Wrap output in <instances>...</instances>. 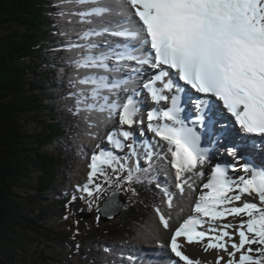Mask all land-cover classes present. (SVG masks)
I'll use <instances>...</instances> for the list:
<instances>
[{
    "label": "snow or ice",
    "instance_id": "6c2138e0",
    "mask_svg": "<svg viewBox=\"0 0 264 264\" xmlns=\"http://www.w3.org/2000/svg\"><path fill=\"white\" fill-rule=\"evenodd\" d=\"M64 2L78 10L59 15L83 24L119 17L63 45L82 50L69 61L73 114L85 112L89 129H97L88 135L100 141L69 204L95 205L99 221L119 207L114 194L98 203L108 188L137 197V185L155 184L161 201L153 211L167 234L156 246L168 250L169 264H264V163H254L264 158V0ZM104 36L101 48L94 38ZM107 125L113 127L101 132ZM212 145L234 162L206 173ZM161 167L171 185L157 181ZM194 176L206 182L197 186ZM186 191L196 193L191 214L174 222V201ZM189 246L214 258L190 257Z\"/></svg>",
    "mask_w": 264,
    "mask_h": 264
},
{
    "label": "trees",
    "instance_id": "16d2710c",
    "mask_svg": "<svg viewBox=\"0 0 264 264\" xmlns=\"http://www.w3.org/2000/svg\"><path fill=\"white\" fill-rule=\"evenodd\" d=\"M50 4L0 0V264H53L54 254H63L71 244L68 229H54L49 214L59 207L47 199L57 189V179L66 181L78 127L70 111L73 103L63 94L73 87L58 66L61 51L48 44L59 31L56 14L50 13L58 7ZM32 186L35 194L30 196ZM136 188V207L126 220L141 222L151 209L146 199L159 196L150 185ZM118 223L99 231L116 232L125 225ZM68 255L70 264H81L73 252Z\"/></svg>",
    "mask_w": 264,
    "mask_h": 264
},
{
    "label": "rangeland",
    "instance_id": "374dc122",
    "mask_svg": "<svg viewBox=\"0 0 264 264\" xmlns=\"http://www.w3.org/2000/svg\"><path fill=\"white\" fill-rule=\"evenodd\" d=\"M57 4L59 6V8H58L59 11L61 8H63L66 12L68 11L64 0H57ZM59 11H56L57 17L58 16L60 17V22L62 23L61 27L59 26V28H58L59 29V36L49 40V44H57L58 43L55 46H59V49H61L59 43L61 44L62 48H64L63 45L66 44V42H67L66 38L68 37V27H67V16L61 17L59 15ZM50 20H52V17ZM60 32H61V38H59ZM62 33H66V35H62ZM62 54L64 55V57L66 58V61H68V63H69L70 59H74L76 56L75 52H73V51L64 53V51L62 50ZM69 54H71V55H69ZM66 61L62 62L61 66L67 67V66H65ZM69 66H72V65L70 64ZM74 71H75V69H74ZM82 71H84V70H82ZM71 74H72V72H71ZM54 97L56 98L54 101H59V99L57 98L58 95H54ZM54 103L56 105H59V106L61 104L60 102H54ZM78 116H79V118L78 119L76 118V121L80 124L79 129H82L83 126L85 125L84 112H83V114L79 113ZM29 127L31 129L36 128V126L32 125V124ZM85 134H86V128L84 129V133L82 134V137H81V140L83 141V143H84L83 138H84ZM81 143L82 142H80V144L78 145V150H79ZM84 150H85V147L82 150V157L84 159L81 163H79L78 165H74V163L72 161V163L68 164V168H67L68 170H67L66 175H65L67 177L68 181L62 183L63 178L57 179V184L59 186L57 185L55 187L57 189L50 194L51 197L47 198L49 201H53V202L57 203L58 207H59L58 210L55 209L49 214V217L51 219V223L54 225V229L59 230V231L65 230V228L66 229L69 228L67 226V225H69L70 230H68V235H67L69 237L68 241L72 240V242H77L78 243L77 245H79V249L82 251V254L76 248L77 247L76 244H72L71 242H69L71 244L64 247V253L63 254L62 253L61 254H54L57 257V259L53 260L52 262H53V264H70L68 261V259L70 258L68 254L70 252H73L74 258H79L81 263L85 262L86 264H88V263L92 264L93 262H94V264H115L114 261L109 260V256H108L109 254L111 255L110 257H113V255L119 254V255L127 258V259L129 256H132L135 258V255L138 254V252L135 253L131 248L128 247V245H130L138 237L139 232L145 226H147L151 221H154L156 219L155 215H152V216L150 215L149 217H147L145 219V221H143V219H142L141 222H139V223L137 222L136 224H134V222L131 223V221H130V223L125 222V218H126V215H125L126 210H125L124 213H122L121 216H118V218L113 220V222L116 221V222L120 223L122 220L124 223H127L126 226H130V225H132V226L127 228V230H125V231L119 232L118 237L113 236V233H115V231L113 233H110L107 236H101L100 234H102V233L97 235V233L100 232L99 230L102 227L104 228L105 226H107V224H109L106 222L104 223L100 219L98 221L97 218H94V219L91 218V219H89V220H92L90 223L82 224L84 221L85 222L89 221V220L83 221L79 217V213L81 211H89L87 205H85V204L83 206H79V209L75 211L76 213L74 216L76 217V219H75V217H73L71 219L66 220L65 222L67 225L60 221V219H62V221H63L65 219L64 218L65 216H67V217L71 216V215L67 214L66 212H64V210H66V208H64V206H63L64 205L63 202L66 201L70 197V191L66 187V185L69 184L70 182H72L76 175H77V181H75L73 183L74 185H77L79 183L83 184L86 181V174H87L86 169H87L88 158L86 157ZM74 158H75V156L72 153V160H74ZM76 159L79 160V158H76ZM83 173H85L84 176H82ZM30 188L32 190H30L29 193H30V196H32L33 194H35V188L36 187L32 186ZM116 190H119V189H116ZM75 191H76V188H75ZM119 191L123 192L126 195L129 194V193L122 191V190H119ZM55 195H56V199H55ZM77 196H79V195H77ZM72 207H73V205L68 207V209H71ZM93 211L94 210H91L89 212H93ZM83 215H84V217H87L86 216L87 212H83ZM110 223H112V222H110ZM77 232H78V234H76ZM134 243H136V242H134ZM134 243H132V244H134ZM87 244H89V246H87ZM138 244L141 245L142 243H138ZM94 245H97L101 249L102 253L96 254L94 249H93ZM89 247H92L93 250L90 251ZM105 248L110 249V251L105 252L104 251ZM146 249H149V248L145 247L144 250H146ZM87 252H90L91 255L88 256ZM93 253H95L97 255V257H98L97 260L95 259ZM60 259H63V260H60ZM126 264H129V262H127Z\"/></svg>",
    "mask_w": 264,
    "mask_h": 264
},
{
    "label": "bare ground",
    "instance_id": "6f19581e",
    "mask_svg": "<svg viewBox=\"0 0 264 264\" xmlns=\"http://www.w3.org/2000/svg\"><path fill=\"white\" fill-rule=\"evenodd\" d=\"M113 0H100V3L104 4V3H112ZM66 4L67 10L69 8H71V5ZM78 9L73 8V11H77ZM119 17H108V18H93V23L92 24H83L79 22V17L78 16H67V27H68V37L66 38L68 40L69 37H71L72 39H77V33L82 31V30H87L89 28L92 27H96L97 30H99L101 27L107 25L110 21H116L118 20ZM107 37H95L94 39L100 43L101 48L104 47L102 41L104 39H106ZM80 43H83V41H80ZM82 51V50H73V52H75L76 56H77V52ZM94 51H98V50H94ZM75 56V57H76ZM82 71V70H81ZM83 72V71H82ZM96 116L95 114H93L90 118L91 120H95ZM111 127H113V125H107L104 128H101L100 131L101 132H106L108 130L111 129ZM83 128H86V134L84 135V143L83 146L85 147L86 145L88 146L90 151H94L95 150V145L97 143H99V138L97 139H93L91 138L87 133L89 131H97V129L93 128V129H89L88 127V122L85 123V125L83 126ZM148 136H151V133L148 134ZM104 144H102L101 146L103 147ZM216 155V152L214 151V156ZM258 162H261L263 160L262 157L257 156L256 157ZM208 166L205 167V172L207 171ZM87 170V169H86ZM165 172V169L163 167H161V169L158 172ZM157 172V173H158ZM84 174V173H83ZM169 184L171 185L172 179L173 177L171 175H169ZM207 178V177H206ZM201 178L199 177H193V182L199 186V182H200ZM50 195V194H49ZM196 195V193H190L187 192L185 193V196L180 197L179 194H177V198L174 201V204L176 205L173 209H172V216H173V221L174 222H180L182 221V219L186 218L187 215L191 214V202L194 198V196ZM182 209V211H181ZM94 219V218H93ZM92 220H89V223ZM167 236L166 233H161V231L158 229L157 227V223H156V219L154 221H151L147 226H145L140 232L138 237L132 242H136L134 244H130L128 245L129 248H131L134 252H138V256H143L145 254V252H143L142 250L145 247H150V248H155L158 249V251L161 252L160 255H163V250L168 251L167 249L164 248H159L156 246V238L159 239H165ZM138 243H142L141 245H139ZM77 248V247H76ZM79 250V252L82 254V251L77 248ZM187 254L190 257H199L203 260H212L214 258L213 254L211 253H203L201 249H199L198 247H194V246H189L186 250ZM82 264H86L85 262H82ZM94 264V262L92 263ZM136 264H141L138 261L136 262Z\"/></svg>",
    "mask_w": 264,
    "mask_h": 264
},
{
    "label": "water",
    "instance_id": "95a60500",
    "mask_svg": "<svg viewBox=\"0 0 264 264\" xmlns=\"http://www.w3.org/2000/svg\"><path fill=\"white\" fill-rule=\"evenodd\" d=\"M113 194L115 195V200L117 201L119 207L116 210H114L112 213H110L111 218H108L107 216H104V215H101L100 216V220L103 221L104 223L105 222L106 223L113 222V220H115L116 218H118V216H121L122 213H124V211L127 209L126 199L125 198H122V195L120 193H116V192L111 193L109 195V197H112ZM108 198L106 199V201L108 200ZM95 214L97 215V212ZM86 216H88V215H86Z\"/></svg>",
    "mask_w": 264,
    "mask_h": 264
}]
</instances>
